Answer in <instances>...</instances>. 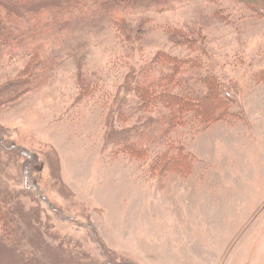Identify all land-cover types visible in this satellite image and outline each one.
<instances>
[{
  "label": "rangeland",
  "instance_id": "374dc122",
  "mask_svg": "<svg viewBox=\"0 0 264 264\" xmlns=\"http://www.w3.org/2000/svg\"><path fill=\"white\" fill-rule=\"evenodd\" d=\"M262 5L141 3L1 47L0 264H264ZM172 61L218 81L223 119L164 126L176 86L141 105L132 78Z\"/></svg>",
  "mask_w": 264,
  "mask_h": 264
},
{
  "label": "trees",
  "instance_id": "16d2710c",
  "mask_svg": "<svg viewBox=\"0 0 264 264\" xmlns=\"http://www.w3.org/2000/svg\"><path fill=\"white\" fill-rule=\"evenodd\" d=\"M169 2L175 3L177 0H0V13L2 11L5 17H10L11 19L12 16H19L17 18L23 19L21 24L26 25L27 20H29L30 24L26 25L28 27L23 32L25 35L18 39L16 36L20 34L18 33L19 27L15 26V28L11 27L7 29L4 27L2 20H0V48L3 46L8 48L11 46L15 47L21 43V39L23 41H30L34 37L44 34L46 36L54 31L64 32L72 30L77 28V26H82L85 21L84 18L97 11L116 13L122 7H134L141 3L152 7L150 4L158 3L159 5H166ZM262 3L263 8H258L256 12L264 16V0H262ZM255 8L257 7L255 6ZM42 15L43 17L46 15L47 19L42 17V20L31 24L30 17L34 16L39 19ZM33 58L31 60L35 62L36 59ZM178 67L176 61H172L162 69L164 71L169 69L168 71L171 75L161 72L159 68L154 69V71H146L145 73L143 70L140 75L132 78V84L134 83L133 91L137 95L136 97L139 99L141 105L148 107L158 102L160 95H158L159 93L156 95L154 90L160 89L162 90L161 95H169L167 94L170 92L169 87L176 86L177 92H174L172 95L170 94V100L164 102L170 107V114L164 118V126L171 127L172 123L174 124V117L184 111H193V115L199 118L205 126L223 119L226 116L227 109L222 104L220 98L215 99V97H220L219 93L222 94L218 81L214 79L210 80L208 77L211 76L206 74L205 70L203 72L196 70V89L193 85H179V80L172 84L173 74L178 71ZM169 75L170 77H168ZM27 84V81H21L13 83L10 86H12V90L21 92L20 94H22L27 91ZM8 91H10L9 87L1 90V97L4 101L11 102L13 99L8 97L11 93ZM175 154L178 158H171V162L183 161L187 164L183 163L185 166L189 165L184 160L185 157H181L180 152L176 151ZM179 171L183 172L180 168Z\"/></svg>",
  "mask_w": 264,
  "mask_h": 264
}]
</instances>
